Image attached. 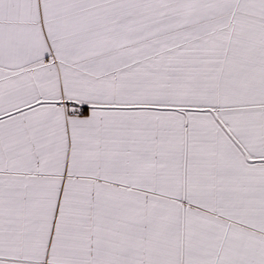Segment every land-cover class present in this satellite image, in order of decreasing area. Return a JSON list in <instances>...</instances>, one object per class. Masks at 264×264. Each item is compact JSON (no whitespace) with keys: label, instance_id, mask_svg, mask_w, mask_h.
Here are the masks:
<instances>
[{"label":"snow or ice","instance_id":"6c2138e0","mask_svg":"<svg viewBox=\"0 0 264 264\" xmlns=\"http://www.w3.org/2000/svg\"><path fill=\"white\" fill-rule=\"evenodd\" d=\"M0 264H264V0H0Z\"/></svg>","mask_w":264,"mask_h":264}]
</instances>
